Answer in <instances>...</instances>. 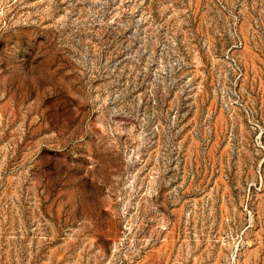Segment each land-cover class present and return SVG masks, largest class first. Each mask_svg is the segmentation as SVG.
<instances>
[{
	"label": "rangeland",
	"instance_id": "374dc122",
	"mask_svg": "<svg viewBox=\"0 0 264 264\" xmlns=\"http://www.w3.org/2000/svg\"><path fill=\"white\" fill-rule=\"evenodd\" d=\"M0 264H264V0H0Z\"/></svg>",
	"mask_w": 264,
	"mask_h": 264
}]
</instances>
